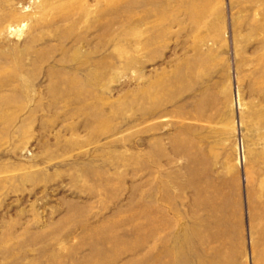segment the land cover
Segmentation results:
<instances>
[{
    "label": "rangeland",
    "instance_id": "1",
    "mask_svg": "<svg viewBox=\"0 0 264 264\" xmlns=\"http://www.w3.org/2000/svg\"><path fill=\"white\" fill-rule=\"evenodd\" d=\"M0 264H264V0H0Z\"/></svg>",
    "mask_w": 264,
    "mask_h": 264
}]
</instances>
